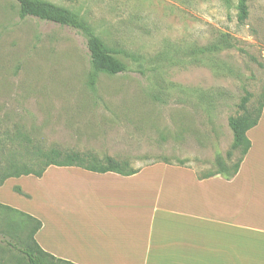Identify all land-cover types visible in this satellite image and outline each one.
Instances as JSON below:
<instances>
[{
  "label": "rangeland",
  "instance_id": "obj_1",
  "mask_svg": "<svg viewBox=\"0 0 264 264\" xmlns=\"http://www.w3.org/2000/svg\"><path fill=\"white\" fill-rule=\"evenodd\" d=\"M40 1L82 17L130 71L101 73L92 88L79 33L21 20L15 0H0V177L9 161L32 168L50 150L80 154L84 166L110 158L124 172L168 164L203 177L217 172V155L233 169L241 149L230 121L246 96L255 116L264 96V0H247L244 22L240 0ZM11 179L6 202L45 205L46 187L21 181L30 199ZM0 254L21 258L1 235Z\"/></svg>",
  "mask_w": 264,
  "mask_h": 264
},
{
  "label": "crops",
  "instance_id": "obj_2",
  "mask_svg": "<svg viewBox=\"0 0 264 264\" xmlns=\"http://www.w3.org/2000/svg\"><path fill=\"white\" fill-rule=\"evenodd\" d=\"M247 138L231 180L168 164L132 176L50 167L13 184L30 199L21 181L46 187L45 205L6 202L12 179L0 187V204L40 221V248L73 264H264V107Z\"/></svg>",
  "mask_w": 264,
  "mask_h": 264
},
{
  "label": "trees",
  "instance_id": "obj_3",
  "mask_svg": "<svg viewBox=\"0 0 264 264\" xmlns=\"http://www.w3.org/2000/svg\"><path fill=\"white\" fill-rule=\"evenodd\" d=\"M15 1L19 6V18L21 20L35 18L42 22L59 25L62 28H69L76 31L85 39L91 67L89 79L92 88L96 86L97 78L101 73L115 76L130 71L128 65L107 48L103 41L95 34L92 27L89 26L88 23L78 14L67 8L56 6L45 1ZM239 11V20L244 22L248 18L247 0H240ZM218 48V46H214L212 49L217 50ZM248 101L249 99L247 96L242 101L241 109L244 111L243 115L237 118H232L230 121V128L234 134L233 148L234 150L241 149V158L230 171L227 169L224 158L217 155L215 158V165L218 168L217 172L208 176H198L200 179H207L221 175L224 178L231 180L237 175L240 165L251 147V143L247 138V132L256 127L260 120L264 107V96L255 116H253V112L245 106ZM35 154L37 156V161L32 168L26 164L18 162L17 160L9 161V163L3 167L5 174L0 177V187L11 178L28 176L42 178L50 167H77L93 173H116L122 176H132L139 172V170L124 172L121 169L122 166L110 158L106 159L105 166L97 167L84 166L80 154H63L58 150H50L48 152L39 151ZM230 156L231 155L229 154L228 157ZM14 191L19 195L30 198V196L25 194L20 187H15ZM5 210L12 211L11 208L0 204L1 238L5 241L8 247L17 251L21 255V258H11L9 261L14 262V264H73L68 261L57 259L40 248L35 241V235L42 227L40 221L26 215V218L32 221L31 223L24 220L12 221V219H8L6 218V215H4L5 212H7ZM12 224L14 225V229H12ZM17 238L20 240H17ZM17 246H22V249H18ZM0 264H4V261L3 263L0 262Z\"/></svg>",
  "mask_w": 264,
  "mask_h": 264
}]
</instances>
